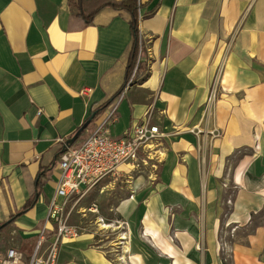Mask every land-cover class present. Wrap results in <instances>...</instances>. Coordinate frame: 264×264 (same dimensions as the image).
I'll return each instance as SVG.
<instances>
[{
    "label": "crops",
    "instance_id": "0c3cea01",
    "mask_svg": "<svg viewBox=\"0 0 264 264\" xmlns=\"http://www.w3.org/2000/svg\"><path fill=\"white\" fill-rule=\"evenodd\" d=\"M139 1L145 74L118 98L110 134L149 116L163 133L146 161L154 174L117 198L122 235L82 232L61 264H224L225 253L227 264H264V220L239 233L264 210V0ZM76 2L0 0V223L16 215L0 257L32 255L64 141L126 80L130 13L105 7L86 23Z\"/></svg>",
    "mask_w": 264,
    "mask_h": 264
},
{
    "label": "built area",
    "instance_id": "2783aa9c",
    "mask_svg": "<svg viewBox=\"0 0 264 264\" xmlns=\"http://www.w3.org/2000/svg\"><path fill=\"white\" fill-rule=\"evenodd\" d=\"M142 53L140 46L138 63L141 62ZM136 70L128 84L133 82ZM118 98L120 96L95 120L93 127L86 129L84 136L60 155L56 196L51 202L47 221L39 230L32 255L27 258L21 251L9 249L5 256L0 257V264H61L63 245L76 241L82 233L80 227L69 220L68 206L71 200L75 199L78 203L105 179L118 173L123 165L135 169L141 163H146L152 147L163 133L147 116L123 136H111L110 127L117 122ZM216 99L217 88L213 86L208 103ZM65 144L66 141L63 147ZM57 197H63L65 201L57 203ZM90 209L97 212L98 206L94 204Z\"/></svg>",
    "mask_w": 264,
    "mask_h": 264
},
{
    "label": "rangeland",
    "instance_id": "374dc122",
    "mask_svg": "<svg viewBox=\"0 0 264 264\" xmlns=\"http://www.w3.org/2000/svg\"><path fill=\"white\" fill-rule=\"evenodd\" d=\"M153 161L156 162L155 159ZM154 170L155 166L152 162L141 163V165L135 169L127 168L126 171L121 172L120 175L109 177L99 187L87 194L75 207L76 200L72 199L68 206L70 222L80 227L82 232H95L98 233V237L108 239L109 241L119 237L121 232H118V229H116L114 225L105 228L103 226V221L107 224H112L114 220H117L119 218V215L115 212L117 198H120V194H126L130 191L131 181L135 176L142 174L151 175L154 174ZM58 202L61 203L62 200L60 199ZM94 204L98 206L97 212L90 209ZM102 218L103 221L101 220ZM263 220L264 210L255 216L253 223L249 227L239 229L240 235L246 232H253L255 227L263 222ZM233 239L236 240L237 236L227 237L229 241H233ZM223 259L224 263H227L230 257L225 253ZM226 259H228V261Z\"/></svg>",
    "mask_w": 264,
    "mask_h": 264
},
{
    "label": "trees",
    "instance_id": "16d2710c",
    "mask_svg": "<svg viewBox=\"0 0 264 264\" xmlns=\"http://www.w3.org/2000/svg\"><path fill=\"white\" fill-rule=\"evenodd\" d=\"M74 0H70L73 3ZM76 6L79 11V15L84 19L86 23H92L96 14L105 7H112L117 10H125L131 15L130 26L133 35V46L130 54V59L128 62L127 70H126V80L122 88L113 95L111 99H109L106 103H104L101 107L97 108L93 114H95V118L100 115L102 111H104L110 103L116 99L127 86L133 71L136 70V77H139L141 74H145V70L141 66V63L137 65L138 53L140 49V34H139V9L141 7V3L139 0H77ZM62 154V151L60 152ZM36 194H34L24 205L22 212H26L31 209L36 204ZM16 215H14L9 221L5 223H0V232H2L9 224L14 222ZM227 264V263H224Z\"/></svg>",
    "mask_w": 264,
    "mask_h": 264
},
{
    "label": "water",
    "instance_id": "95a60500",
    "mask_svg": "<svg viewBox=\"0 0 264 264\" xmlns=\"http://www.w3.org/2000/svg\"><path fill=\"white\" fill-rule=\"evenodd\" d=\"M95 114H93L88 121L84 123V125L71 137L66 141L65 146L62 149V152L67 151L69 147H71L83 134V132L90 126V124L94 121Z\"/></svg>",
    "mask_w": 264,
    "mask_h": 264
},
{
    "label": "bare ground",
    "instance_id": "6f19581e",
    "mask_svg": "<svg viewBox=\"0 0 264 264\" xmlns=\"http://www.w3.org/2000/svg\"><path fill=\"white\" fill-rule=\"evenodd\" d=\"M101 220H102V219H101ZM102 221H103V220H102ZM103 222H104V225H103V226H104L105 228H108L109 226L112 225V224H107V223H105V221H103Z\"/></svg>",
    "mask_w": 264,
    "mask_h": 264
}]
</instances>
